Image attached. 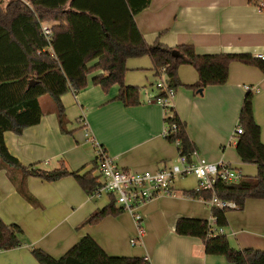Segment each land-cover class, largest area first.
I'll list each match as a JSON object with an SVG mask.
<instances>
[{"label": "crops", "instance_id": "crops-1", "mask_svg": "<svg viewBox=\"0 0 264 264\" xmlns=\"http://www.w3.org/2000/svg\"><path fill=\"white\" fill-rule=\"evenodd\" d=\"M135 19L149 45H192L203 55L249 54L259 58L264 54V12L254 0H153ZM95 75L88 77L85 89L61 98L69 133L61 131L53 101L42 102V97L45 115L40 124L22 135L5 133L9 152L26 167L52 171L64 164L82 174L94 168L96 144L121 168L133 172H156L178 164L177 144L164 137L165 119L170 114L167 116L163 105L149 103L160 94L159 74L151 59L144 56L127 61L125 85L140 90V103L135 106L117 100L118 85L107 92L94 85ZM179 78L183 86L166 104L186 124L199 156L211 163H229L243 176L256 177L257 167L243 163L236 151L234 132L243 100L252 90L255 120L264 143V73L234 62L227 84L209 86L203 94L188 88L198 80L192 66L182 65ZM23 180L38 206L19 192L17 186ZM197 188L194 176L181 177L174 183L175 196L144 204L139 209L144 226L139 237L129 212L83 226L92 214L110 204L103 199L110 197L92 198L74 177L48 182L17 170L0 169V218L23 230V244L0 252V264H39L33 248L60 259L86 236L112 257L145 258L147 264H229L225 257L206 254L201 239L176 232L180 218H212L207 202L185 195ZM226 217L223 234L233 249L264 252V200L248 199L243 209L230 208ZM133 240L136 245H132Z\"/></svg>", "mask_w": 264, "mask_h": 264}, {"label": "trees", "instance_id": "trees-1", "mask_svg": "<svg viewBox=\"0 0 264 264\" xmlns=\"http://www.w3.org/2000/svg\"><path fill=\"white\" fill-rule=\"evenodd\" d=\"M153 0H0V169L17 170L48 182L74 177L80 186L93 194L101 185L95 176L97 165L82 174L62 165L46 171L37 166L26 167L8 150L5 133L22 135L30 127L40 124L45 111L41 98L48 96L54 103L61 131L68 118L62 96L85 89L88 77L94 75L93 84L107 92L114 85L120 87L118 101L125 106L140 103L138 87L125 85L127 61L148 56L157 74L165 69L169 88L176 91L183 84L179 78L182 65L192 66L198 74L195 84L188 86L203 94L209 86L227 84L231 64L234 62L258 68L264 73V60L249 54H198L192 45L168 47L156 42L149 45L138 28L135 17L147 9ZM257 5H259L256 2ZM264 12V6L261 7ZM50 22L53 37L47 42L41 24ZM98 73V74H97ZM166 97L160 91L158 98ZM254 92L245 96L238 125L244 133L237 136L236 151L245 164L255 165L256 177L243 176L237 183L218 181L215 193L208 190L189 191L185 195L194 199L233 202L243 209L248 199L264 200V143L261 128L254 115ZM165 121L174 130L167 140L179 142V150L188 158L196 150L189 138L187 126L173 109ZM21 195L35 206L39 202L26 189L25 180L18 184ZM228 208H211L220 228L227 226ZM124 212L116 198L92 214L83 224L96 225L108 216ZM207 220L180 218L176 232L181 236L199 238L208 255L225 257L229 264H264V252L255 249H233L226 235L209 237ZM20 226L6 224L0 218V252L14 250L23 244ZM32 255L39 264H147L145 258L112 257L90 236L84 237L62 258L55 259L41 249L33 248Z\"/></svg>", "mask_w": 264, "mask_h": 264}, {"label": "built area", "instance_id": "built-area-1", "mask_svg": "<svg viewBox=\"0 0 264 264\" xmlns=\"http://www.w3.org/2000/svg\"><path fill=\"white\" fill-rule=\"evenodd\" d=\"M259 4V7L264 6V0H254ZM43 36L47 42H51L53 37L52 26L43 22L41 24ZM259 59L264 60V54L259 56ZM157 88L165 92L166 97L149 100V103H158L165 107V112L168 116L169 106L166 104L171 100L175 91L169 88L165 69L159 72V82ZM252 91V90H249ZM176 130V127L166 125L164 137H167ZM244 129L237 125L234 134L242 135ZM179 147V142H175ZM97 145V156L95 163L97 165V173L100 181L99 188L90 196L92 198H100L102 196H114L118 206L124 209V212H129L137 223L139 237L144 232L143 216L139 209L146 203L159 199L161 197H172L174 193V183L178 178L194 176L198 180L197 191L208 190L215 193V184L218 181L227 183H237L242 177V173L226 162L211 163L205 158L199 156L195 150L192 156L188 158L179 150V163L171 168H162L156 172H133L121 168L115 159L110 157L108 153ZM179 149V148H178ZM203 200V199H201ZM205 201V200H203ZM207 202L210 207L216 206L220 209L237 208L233 202L219 200L215 195L211 201ZM210 231L209 237H214L224 233V228L217 225V220L212 216L209 221ZM137 241L133 240L132 245H136Z\"/></svg>", "mask_w": 264, "mask_h": 264}, {"label": "rangeland", "instance_id": "rangeland-1", "mask_svg": "<svg viewBox=\"0 0 264 264\" xmlns=\"http://www.w3.org/2000/svg\"><path fill=\"white\" fill-rule=\"evenodd\" d=\"M8 1H9V0H6V2H8ZM45 23H48V24H50V25L52 24V23H50V22H45ZM45 99L50 100L49 97L46 96V97H43V98H42V102H43ZM103 199H104V200H107L108 202H110V199H109L108 197H104Z\"/></svg>", "mask_w": 264, "mask_h": 264}]
</instances>
